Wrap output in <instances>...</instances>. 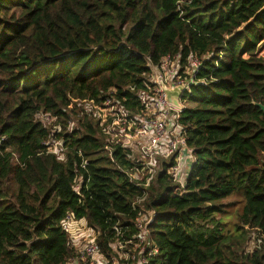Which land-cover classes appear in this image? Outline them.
<instances>
[{
    "label": "trees",
    "instance_id": "trees-1",
    "mask_svg": "<svg viewBox=\"0 0 264 264\" xmlns=\"http://www.w3.org/2000/svg\"><path fill=\"white\" fill-rule=\"evenodd\" d=\"M179 53L210 56L183 95L184 187L173 161L150 174L138 153L107 151L99 123L76 111L116 89L137 113L148 65ZM262 106L264 0H0V264L69 263V213L114 253L115 221L133 227L145 212L159 248L148 264H264ZM40 113L64 132L77 123L56 135L65 161L48 153Z\"/></svg>",
    "mask_w": 264,
    "mask_h": 264
},
{
    "label": "built area",
    "instance_id": "built-area-1",
    "mask_svg": "<svg viewBox=\"0 0 264 264\" xmlns=\"http://www.w3.org/2000/svg\"><path fill=\"white\" fill-rule=\"evenodd\" d=\"M209 58L210 56L200 58L189 55L184 62L179 53L164 57L157 66L148 65L147 89L137 93L140 105L137 113L124 106L116 89L106 92L99 102L80 104L76 111H83L81 115L86 114L99 123L107 139V151L112 152L119 147L132 150L134 154L138 153L150 174L160 167L161 159L173 161L168 174L174 182L184 187L193 151L188 147L180 123L186 108L183 95L191 92L193 86L203 83L198 77L204 62ZM165 87L170 90L182 88V109L170 104ZM37 119L50 133V138L44 143L48 153L56 155L59 161H65L68 148L63 139H56V135L71 133L76 129L77 123L73 119L68 120L67 131L64 132L62 123L57 124L58 119L50 114L40 113ZM86 166L87 161H84L82 168L85 169ZM148 185L149 181L144 186ZM77 186V193L80 194V183ZM143 199L144 197L136 199L133 206L140 204ZM152 215L153 213L145 212V215L137 217L132 221L133 227L122 224L120 220L115 221V225H112L115 239L110 243L114 253L104 254L98 242L103 232L90 226L83 218L80 231L73 234V229L79 226L80 221L74 214L69 213L61 226L68 234L69 246L75 250L76 256L67 264H148V256L157 255L159 252L153 242L150 227ZM261 241L264 244V235L261 236ZM253 244L254 242L250 244L249 252L253 251Z\"/></svg>",
    "mask_w": 264,
    "mask_h": 264
},
{
    "label": "water",
    "instance_id": "water-1",
    "mask_svg": "<svg viewBox=\"0 0 264 264\" xmlns=\"http://www.w3.org/2000/svg\"><path fill=\"white\" fill-rule=\"evenodd\" d=\"M165 91L167 93L168 101L170 102V104L182 109L183 107L180 105V98H181V95H182V88L181 87H177V88H174V89L170 90V89H167L165 87ZM258 106L261 107L260 104ZM262 109L264 110V106H262Z\"/></svg>",
    "mask_w": 264,
    "mask_h": 264
},
{
    "label": "rangeland",
    "instance_id": "rangeland-1",
    "mask_svg": "<svg viewBox=\"0 0 264 264\" xmlns=\"http://www.w3.org/2000/svg\"><path fill=\"white\" fill-rule=\"evenodd\" d=\"M188 94H191L192 95V93L191 92H189ZM185 104H186V106L187 107H190L191 105L189 104V103H187V102H185ZM79 226H77V227H75L74 229H73V231H72V233L73 234H76L78 231H80V225L82 224V221H81V219H79ZM232 222H233V219H232Z\"/></svg>",
    "mask_w": 264,
    "mask_h": 264
}]
</instances>
